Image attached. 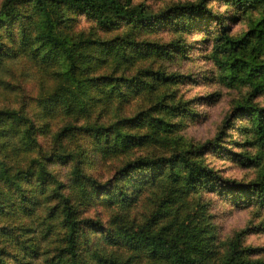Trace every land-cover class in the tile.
I'll list each match as a JSON object with an SVG mask.
<instances>
[{
    "label": "trees",
    "instance_id": "trees-1",
    "mask_svg": "<svg viewBox=\"0 0 264 264\" xmlns=\"http://www.w3.org/2000/svg\"><path fill=\"white\" fill-rule=\"evenodd\" d=\"M208 1H176L149 16L147 4L134 0H0L1 89V71L17 56L52 81L46 89L40 78L30 98L17 86V102L0 104V264H264L257 250L241 245L240 233L220 251L205 204L191 205L201 190H223L235 205L264 212V171L236 181L204 160L235 114L249 118L244 131L256 147L237 159L248 166L264 158V102H252L264 100V0H225L246 16L238 35ZM72 14L101 31H126L109 38L72 33ZM178 15L216 23L210 55L218 79L247 89L202 143L177 134L180 121L173 119L192 111L159 90L179 76L137 68L130 54L183 55L181 39H135ZM134 97L144 100L136 104ZM53 115L62 123L51 132L45 121ZM109 162L105 176L92 173Z\"/></svg>",
    "mask_w": 264,
    "mask_h": 264
},
{
    "label": "rangeland",
    "instance_id": "rangeland-1",
    "mask_svg": "<svg viewBox=\"0 0 264 264\" xmlns=\"http://www.w3.org/2000/svg\"><path fill=\"white\" fill-rule=\"evenodd\" d=\"M138 1L147 4L148 15L150 16V14L163 10L173 2L188 0H134V2ZM207 5L214 13L223 16L228 25L229 33L232 35H238L245 29L246 16L241 15L233 5L225 0H209ZM169 14L172 15V13ZM251 16H255V14H251ZM178 21L185 22L188 28L182 29L178 25L171 24V22ZM67 27L72 33L83 31L88 35L96 33L107 38L121 35L126 31L124 25L108 31H101L100 28L96 27L93 20L81 14H72ZM217 29L218 26L214 21H201L195 18L179 17L178 15L170 21L166 20L155 24L149 31L137 33L135 39L159 44L181 39L185 45L183 55L171 52L168 56L151 54L140 58L136 52H129L134 58L133 66L137 68L158 69L160 67L166 74L179 76L178 80L170 85L160 87L159 90L166 92L168 99L185 103L192 111L189 116L173 119L175 122L180 121L177 134L184 141L202 143L214 137L220 122L236 102L241 101L247 93V89L243 86L225 87L218 79L217 68L210 55V39L216 34ZM5 43L8 44L7 41ZM9 48L12 50L13 45H9ZM17 57L12 58V63H7L5 70L1 71L3 73L1 77L5 80L3 85L5 91L0 86V104L17 102V86H20L19 93L27 95L28 98L36 95L40 78L44 81L46 89L51 86L52 81L47 79L45 74L42 73L44 78L40 76L38 65L23 57ZM135 70L136 68H132L129 72ZM12 88H14L13 91H11ZM152 95L154 96L155 92ZM131 98L132 96L128 99ZM143 100L144 97H134L131 102L139 104ZM252 102L260 106L264 100L262 96H257ZM30 106L35 109L33 103H30ZM45 122L46 128L53 131L62 123V119L53 115L46 118ZM249 125V118L246 115H233L229 118L225 136L217 142L214 149H209L204 154V160L222 177L247 182L260 177L264 171V158H260L257 165L245 166L236 156L240 153L253 156L256 152V147L248 144L246 137H249V133L244 131V128L249 127ZM44 138L45 136L41 137L43 140ZM24 156L26 157V155ZM107 166L101 164L99 168L98 165L92 170V173L98 172L101 176H105L110 170V162L107 163ZM191 198L193 199L192 208H196L195 202L205 204L204 217H208L209 230L214 233L217 246L220 245V242L222 243L220 251L234 234L240 233L241 245L254 248L257 250L256 258L264 259L263 211L255 205H235L231 193H226L223 190L213 192L201 190L200 193L194 194Z\"/></svg>",
    "mask_w": 264,
    "mask_h": 264
}]
</instances>
